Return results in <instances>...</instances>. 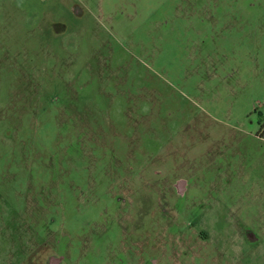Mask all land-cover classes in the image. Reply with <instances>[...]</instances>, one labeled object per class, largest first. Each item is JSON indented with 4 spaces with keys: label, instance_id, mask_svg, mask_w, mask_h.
<instances>
[{
    "label": "rangeland",
    "instance_id": "1",
    "mask_svg": "<svg viewBox=\"0 0 264 264\" xmlns=\"http://www.w3.org/2000/svg\"><path fill=\"white\" fill-rule=\"evenodd\" d=\"M0 264H264V0H0Z\"/></svg>",
    "mask_w": 264,
    "mask_h": 264
},
{
    "label": "flooded vegetation",
    "instance_id": "2",
    "mask_svg": "<svg viewBox=\"0 0 264 264\" xmlns=\"http://www.w3.org/2000/svg\"><path fill=\"white\" fill-rule=\"evenodd\" d=\"M180 185H181V183H180Z\"/></svg>",
    "mask_w": 264,
    "mask_h": 264
}]
</instances>
